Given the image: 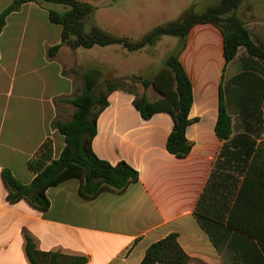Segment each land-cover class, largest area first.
<instances>
[{
    "label": "crops",
    "instance_id": "1",
    "mask_svg": "<svg viewBox=\"0 0 264 264\" xmlns=\"http://www.w3.org/2000/svg\"><path fill=\"white\" fill-rule=\"evenodd\" d=\"M12 1L0 0V12ZM79 1L93 5L94 25L131 40L183 19L198 3ZM255 4L243 0L235 13L264 48V3L258 9ZM51 9L61 12L65 6L22 4L7 15L0 32V264H31L25 252L27 236L38 250L84 255L86 264H139L147 247L169 233L177 234L191 264H264V210L253 208L249 193L241 195L254 160L264 161V150L256 156L257 149H264V61L241 47L226 63L218 27L205 22L189 29L178 59L192 85V121L185 131L192 146L185 157H177L166 149L172 116L158 111L144 119L133 103L132 92L145 93L150 100L159 95L152 86L137 89L128 78L137 73L145 78L150 73L151 78L164 63H158L156 55L177 52L178 38L162 36L135 51L119 45V68L112 61L106 69L107 60L79 53L80 45L64 43L49 55V49L61 43V26L48 17ZM147 50L146 61L136 64ZM91 67L126 82L125 89L108 94L92 149L111 164L129 163L138 170V181L122 192L106 189L86 198L79 192V179L68 178L46 190V210L25 199L9 201L3 168L29 183L35 174L27 161L46 138L53 141V157L58 156L64 140L52 123L71 118L74 110L67 100L81 92L82 75ZM34 85L39 89L30 93ZM220 92L231 116L232 133L226 140L215 131Z\"/></svg>",
    "mask_w": 264,
    "mask_h": 264
},
{
    "label": "trees",
    "instance_id": "2",
    "mask_svg": "<svg viewBox=\"0 0 264 264\" xmlns=\"http://www.w3.org/2000/svg\"><path fill=\"white\" fill-rule=\"evenodd\" d=\"M28 2H49L65 6L63 11L49 10L48 17L61 26V43L52 46L48 53L54 55L61 44L76 40L80 46L91 48L95 45H122L128 51L139 50L154 44L162 36L178 38V51L168 54L162 67L151 77L144 78V88L152 86L159 97L150 100L145 93L132 92L133 103L141 117L150 118L155 112L166 111L173 119L166 149L177 157H185L192 143L185 131L191 119L188 117L192 104V85L178 59L184 47L189 29L197 23L209 22L218 27L223 34V56L230 62L243 47L248 54L264 61V48L251 37L246 22L235 10L243 0H220L201 12L188 14L181 20L158 25L138 40L109 34L93 24V5L79 0H13L0 12V32L8 14ZM102 71L91 67L82 75V90L67 101L75 108L71 118L56 120L53 127L63 136L64 146L58 156L53 157V141L46 138L35 154L27 161V167L35 175L29 183L18 181L8 168H3L2 178L7 189V199L15 202L27 200L38 210H46L49 199L46 190L68 178L79 179V192L83 197L92 198L106 189L124 191L137 182L139 172L124 160L111 164L99 158L93 151L91 140L96 134V122L100 112L108 105L107 96L115 89H125V78H108L99 89ZM131 92V91H130ZM217 136L226 140L232 133L231 116L226 112L222 92H220V112L215 126ZM264 149H257L256 156ZM249 193L253 208L264 210V161L255 159L241 189V195ZM240 200V199H239ZM235 213V212H234ZM234 213L231 218L234 219ZM25 252L31 264H86L84 255H67L60 252L41 251L35 247L31 237H26ZM192 259L180 246L177 234L169 233L152 242L146 249L139 264H191Z\"/></svg>",
    "mask_w": 264,
    "mask_h": 264
},
{
    "label": "rangeland",
    "instance_id": "3",
    "mask_svg": "<svg viewBox=\"0 0 264 264\" xmlns=\"http://www.w3.org/2000/svg\"><path fill=\"white\" fill-rule=\"evenodd\" d=\"M249 1L250 3L252 4H255L256 6V9H258L259 5H260V2L264 3V0H247ZM213 2H217V0H198V3L197 4H194V8H193V11L194 9L195 10H199L200 7H202L204 4L205 5H211ZM186 16V15H185ZM120 47L119 45L117 44H112V45H107V46H97L95 45L93 48H85V47H80L79 48V53H81L82 51H85L93 56H98L99 58L103 59V60H107L108 63L107 64H104L103 66H105L106 69H109L111 66H112V61L116 62L117 63V67L119 68V55H120ZM173 53V52H171ZM148 54V50L146 52H144L143 54H141L140 56H137V59H136V64L138 62H141L143 63L144 61H146V58H148L149 55ZM170 54V53H169ZM139 55V54H137ZM168 55L164 56V57H161L160 54L156 55L157 57V62L159 63V61L162 63V61L164 62L166 57ZM82 61V59H81ZM89 62V61H88ZM85 63V62H83ZM117 68V69H118ZM151 74L149 73L148 75L147 74H144L143 76H150ZM110 75H103L102 74V77L101 79L99 80V89L103 88L104 87V83L105 81L108 79V78H112V77H109ZM146 77V78H147ZM145 77H142L140 73H137L134 75L133 78H128L131 80V82H133L134 84H137V86H134L136 87L137 89L141 90L142 89V84H141V81L142 79H144ZM37 85H34L31 90H30V93H34L36 92L39 87H35ZM74 96V95H73ZM72 96V97H73ZM73 106V105H72ZM73 110H75V108L73 107L72 108Z\"/></svg>",
    "mask_w": 264,
    "mask_h": 264
},
{
    "label": "water",
    "instance_id": "4",
    "mask_svg": "<svg viewBox=\"0 0 264 264\" xmlns=\"http://www.w3.org/2000/svg\"><path fill=\"white\" fill-rule=\"evenodd\" d=\"M184 14L182 15V17L181 18H184ZM70 47H73V46H79L80 44L76 41V40H74V39H71V40H68L67 42H66Z\"/></svg>",
    "mask_w": 264,
    "mask_h": 264
}]
</instances>
